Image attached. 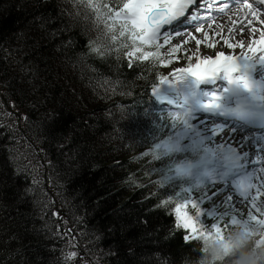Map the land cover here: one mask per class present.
Here are the masks:
<instances>
[{
  "label": "trees",
  "instance_id": "obj_1",
  "mask_svg": "<svg viewBox=\"0 0 264 264\" xmlns=\"http://www.w3.org/2000/svg\"><path fill=\"white\" fill-rule=\"evenodd\" d=\"M77 2L0 0V264H65L69 250L80 264H192L182 232L167 239L170 212L153 207L160 173L134 146L149 128L136 100L157 70L133 71L105 19ZM57 208L75 243L56 233Z\"/></svg>",
  "mask_w": 264,
  "mask_h": 264
},
{
  "label": "snow or ice",
  "instance_id": "obj_2",
  "mask_svg": "<svg viewBox=\"0 0 264 264\" xmlns=\"http://www.w3.org/2000/svg\"><path fill=\"white\" fill-rule=\"evenodd\" d=\"M231 5L236 6L235 19H230L232 27L225 37L222 30H211L216 24L212 16ZM87 7L97 19H105L109 32L118 31L111 39L118 51L124 50L133 71L140 61L152 59L166 65L184 59L179 51L184 47L188 53L189 40L172 42L179 35L177 25L183 26L198 51L210 38H214L210 47L220 49L203 58L196 52L189 54L186 66H172L168 77L159 76L174 87H152L158 99L176 108L167 111L168 124L163 120L158 124L163 138L154 139L142 155H151L161 164L160 168L150 165L151 171L160 173L157 183L163 191L159 195L165 197L158 195L159 204L153 207L175 215L167 239L184 230L183 247L189 251L182 258L198 257L201 247H193L197 242L223 239L233 224L245 231L264 229V137L246 134L249 126L264 125V0H87ZM236 27L239 36L232 35ZM165 47L167 52L162 53ZM93 50L104 55L99 47ZM193 56L195 63H191ZM258 66L259 79L254 75ZM165 128L171 133L165 134ZM245 207L246 214L241 215ZM154 239L159 242V235ZM256 242L264 243V232H259ZM78 259L77 251L64 254L65 264H78ZM167 260L174 264L171 256Z\"/></svg>",
  "mask_w": 264,
  "mask_h": 264
},
{
  "label": "clouds",
  "instance_id": "obj_3",
  "mask_svg": "<svg viewBox=\"0 0 264 264\" xmlns=\"http://www.w3.org/2000/svg\"><path fill=\"white\" fill-rule=\"evenodd\" d=\"M259 232H264V229ZM259 232L245 231L242 225L233 224L223 239L214 237L202 241L201 254L192 264H264V243L256 242Z\"/></svg>",
  "mask_w": 264,
  "mask_h": 264
},
{
  "label": "rangeland",
  "instance_id": "obj_4",
  "mask_svg": "<svg viewBox=\"0 0 264 264\" xmlns=\"http://www.w3.org/2000/svg\"><path fill=\"white\" fill-rule=\"evenodd\" d=\"M66 7H68V4H66ZM220 30H222V29H220ZM216 31H218V30H216ZM197 35H200V34H197ZM223 35L224 36L225 35H228V33H224ZM185 39H188L189 40V42L186 45V47L188 49V53L186 54L185 51H184V47H182L180 49V51H179V55L181 57H183L184 59H182L179 63H177L176 61H173L171 63L172 66H180L181 64L186 66L187 63H188L187 56L189 54L193 53V52H196L197 55H201V53H202L201 56H203L204 54H208L209 51H211V52L214 53L215 49H217V48L210 47V44L212 43V41H213L214 38H210L207 41H203L202 44L199 46V51L197 50V45L195 44V41L194 40H190L187 37ZM241 39H242V37H241ZM180 41L181 40H176L174 43H179ZM239 50H240L239 47H237V49L235 51L236 52H239ZM245 50H247V49H245ZM226 51H232V50L226 49ZM162 52L163 53H166L167 52V48L164 49ZM193 58H196V56H193L192 59ZM126 60H128L127 57H126ZM171 64L161 65L164 68V69L163 68L160 69V71H161V73H162L163 76L164 75H168L169 71L171 70ZM168 65L170 67L169 69H168ZM172 95L174 96V94H172ZM125 115H126L125 114V108H121V109H118L117 110V119L123 123V125L126 128L125 130L128 132V137H130L131 135H133V128H132V125L130 124L131 123V120L127 116H125ZM134 146H135V150L136 151L140 150V147L138 145H134ZM141 148H142V146H141ZM13 157L16 158V159H19V163L20 164H24L27 167V164L25 163L26 162V158L25 157H21V156L19 157L18 154H14ZM29 191H31V190L29 189ZM19 205L21 206L20 203H19ZM188 207H189V211L190 212H194V210L191 209V206H188ZM240 214L241 215H245L246 214V207L242 210V212ZM59 218L60 219L59 220H56L57 223L54 225L55 226L56 233L59 232L58 234H60L62 236L64 235L65 238L68 239L71 243H73V242L75 243V241L77 240V238H76V230H75L74 226L71 225V224H69V225H67L65 227H62V223L64 222V216H60ZM174 218H175V215L173 213L171 219L174 221ZM82 262L83 261L81 259H78V264H80Z\"/></svg>",
  "mask_w": 264,
  "mask_h": 264
},
{
  "label": "bare ground",
  "instance_id": "obj_5",
  "mask_svg": "<svg viewBox=\"0 0 264 264\" xmlns=\"http://www.w3.org/2000/svg\"><path fill=\"white\" fill-rule=\"evenodd\" d=\"M230 19H233V20L235 19L232 10H227V11H225L221 16L213 18V20L216 21V24H218V25L222 24V26H221L220 28L216 29V30L221 31L220 29H222L223 34H224V33H228V35H229L228 28H229L230 26H232V25L229 23ZM218 22H220V23H218ZM180 27H182V26H180ZM216 30H214V31H216ZM212 31H213V30H212ZM232 35H233V36L239 35V27H236V28H235V30H234V32L232 33ZM183 36H184V35H183ZM242 39H243V38H242ZM172 79H174V78L172 77Z\"/></svg>",
  "mask_w": 264,
  "mask_h": 264
}]
</instances>
